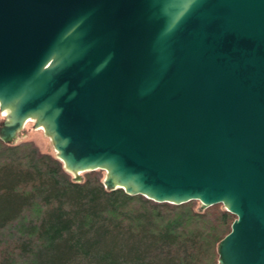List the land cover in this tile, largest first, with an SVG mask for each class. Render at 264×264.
<instances>
[{"label":"water","instance_id":"water-1","mask_svg":"<svg viewBox=\"0 0 264 264\" xmlns=\"http://www.w3.org/2000/svg\"><path fill=\"white\" fill-rule=\"evenodd\" d=\"M0 114L76 181L221 203L218 264H264V0H0Z\"/></svg>","mask_w":264,"mask_h":264},{"label":"trees","instance_id":"trees-1","mask_svg":"<svg viewBox=\"0 0 264 264\" xmlns=\"http://www.w3.org/2000/svg\"><path fill=\"white\" fill-rule=\"evenodd\" d=\"M103 179L76 181L33 141L0 139V264H218L236 218L221 203L156 202Z\"/></svg>","mask_w":264,"mask_h":264},{"label":"rangeland","instance_id":"rangeland-1","mask_svg":"<svg viewBox=\"0 0 264 264\" xmlns=\"http://www.w3.org/2000/svg\"><path fill=\"white\" fill-rule=\"evenodd\" d=\"M2 119L3 115L0 114V122ZM23 141H33L41 152L56 156L50 138L44 133L42 129H37V127L34 126V120L25 122L23 129L19 133L18 138L14 143L17 144ZM82 173L83 172H80V176H82ZM103 174H105L104 171ZM76 264H94V262L80 260V262H77Z\"/></svg>","mask_w":264,"mask_h":264},{"label":"bare ground","instance_id":"bare-ground-1","mask_svg":"<svg viewBox=\"0 0 264 264\" xmlns=\"http://www.w3.org/2000/svg\"><path fill=\"white\" fill-rule=\"evenodd\" d=\"M3 115V114H2ZM27 121H32V119L31 118H29ZM37 129H42V128H40V127H37Z\"/></svg>","mask_w":264,"mask_h":264}]
</instances>
